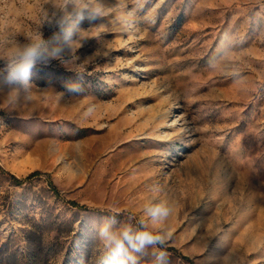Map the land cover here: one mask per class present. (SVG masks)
Masks as SVG:
<instances>
[{
  "label": "rangeland",
  "instance_id": "rangeland-1",
  "mask_svg": "<svg viewBox=\"0 0 264 264\" xmlns=\"http://www.w3.org/2000/svg\"><path fill=\"white\" fill-rule=\"evenodd\" d=\"M126 230L171 233L137 264H264V0H0V264H109Z\"/></svg>",
  "mask_w": 264,
  "mask_h": 264
},
{
  "label": "clouds",
  "instance_id": "clouds-1",
  "mask_svg": "<svg viewBox=\"0 0 264 264\" xmlns=\"http://www.w3.org/2000/svg\"><path fill=\"white\" fill-rule=\"evenodd\" d=\"M73 2L75 3L77 0H73ZM74 15L76 16V23H73L72 26L65 30V40H70L74 37L77 24L85 18L83 13L80 11H76ZM58 51L59 49L56 50V52ZM56 52H54L53 55H55ZM40 58H42V52L39 44L27 47L21 53L19 58L9 66L10 75L12 77H23L27 79L34 63ZM72 90L75 91L76 89ZM170 212L171 209L163 202L152 204L146 208V214L153 221L166 219ZM170 237V232L164 234H153L150 231H140L135 235H131L129 231L126 230L122 234V239L118 238L115 234H110L108 235V239L114 245V249L109 264H137L135 256L126 254L124 246L125 241L128 242L129 246L135 252H142L147 246L159 245L161 248L166 247ZM154 255L156 256L158 264H168L169 253L167 251L162 250Z\"/></svg>",
  "mask_w": 264,
  "mask_h": 264
},
{
  "label": "trees",
  "instance_id": "trees-1",
  "mask_svg": "<svg viewBox=\"0 0 264 264\" xmlns=\"http://www.w3.org/2000/svg\"><path fill=\"white\" fill-rule=\"evenodd\" d=\"M10 176V178L14 181V182H16V183H18V184H21L22 183V181H20L19 179H16L15 177H13V176H11V175H9ZM36 176H40V174L39 173H33V174H31L29 177H28V179H31V178H34V177H36ZM49 184H50V186H51V188H53V190H56V188L54 187V185L51 183V182H49Z\"/></svg>",
  "mask_w": 264,
  "mask_h": 264
}]
</instances>
